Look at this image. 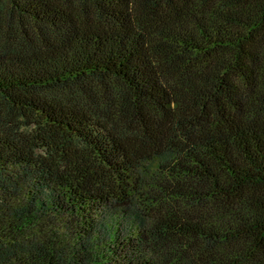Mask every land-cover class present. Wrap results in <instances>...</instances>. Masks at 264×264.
<instances>
[{
  "label": "trees",
  "instance_id": "1",
  "mask_svg": "<svg viewBox=\"0 0 264 264\" xmlns=\"http://www.w3.org/2000/svg\"><path fill=\"white\" fill-rule=\"evenodd\" d=\"M0 264H264V0H0Z\"/></svg>",
  "mask_w": 264,
  "mask_h": 264
}]
</instances>
